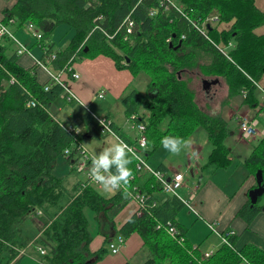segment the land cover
Returning <instances> with one entry per match:
<instances>
[{"label":"trees","instance_id":"16d2710c","mask_svg":"<svg viewBox=\"0 0 264 264\" xmlns=\"http://www.w3.org/2000/svg\"><path fill=\"white\" fill-rule=\"evenodd\" d=\"M1 15L8 26L33 23L41 33L36 43L43 52L38 57L46 59L54 53L50 65L56 69L78 57L101 54L132 76H146L143 90L133 87L121 97L125 114L134 115L129 120L144 124L151 144L150 150L142 148L146 161L168 133L189 139L201 126L211 145L205 165L225 167L231 158L224 140L231 130L222 114L224 106L244 91L243 102L258 106L256 116L260 111L264 114L260 89L264 90V82L259 81L264 74V32L256 31L264 24V9L255 0H15ZM124 18L134 22L126 38ZM59 24L73 30L65 46L52 39ZM16 52L13 40L1 35L0 264H16L20 250L31 244L45 250V264H97L108 251L105 243L113 239V232L123 239L134 232L141 237L146 252L143 264H237L244 259L264 264L261 248L252 243L238 248L235 232L228 227L220 230L213 221L206 225L220 242L209 250L199 249L176 218L183 202L164 192L154 175L157 171L166 175L165 168L136 169L131 154L133 178L126 189L106 196L94 186H79L81 180L67 189L56 172L59 161L73 169L75 145L82 135L102 133L96 117L88 114L85 132L74 138L68 128H79L58 120L48 109L62 93L61 85L51 82L44 89L48 80L39 83L35 65L21 66ZM7 71L16 77L12 84L7 82ZM111 127L127 143H135V137L119 131L114 123ZM242 164L253 175L260 169L264 185V134ZM160 192L165 195L159 197ZM134 193L147 197L145 207L115 228L113 218ZM259 198L254 204L247 199L236 215L249 223L261 209ZM85 207L105 230L104 242L95 250L89 247L93 233ZM169 224L178 233L170 234Z\"/></svg>","mask_w":264,"mask_h":264},{"label":"crops","instance_id":"0c3cea01","mask_svg":"<svg viewBox=\"0 0 264 264\" xmlns=\"http://www.w3.org/2000/svg\"><path fill=\"white\" fill-rule=\"evenodd\" d=\"M14 1L15 0H0V15L2 13V9L4 7L11 6L14 3ZM255 4L258 8L264 9V0H255ZM12 29L14 31L19 30L16 27ZM71 30L72 28L70 29V31ZM256 31L264 32V24L259 26L256 29ZM53 34H52V39L55 42H57L58 46H65L68 43L69 40H67V42L64 45H63L64 43L63 41L59 42L58 39L56 41L55 39L56 34L54 35ZM32 45L34 44H31V46ZM27 48H28V51L29 49H31V47H27ZM32 50L33 49H31V52ZM34 55L35 54L30 56L28 55V53L21 54L18 57L17 62L23 67L31 66L33 64V58L39 56V55H35V56ZM46 63H47V68H44L43 66H40V65L38 66L36 65L34 68L36 79L41 84L48 80L49 70L53 72H58L61 68H63L62 66L61 68L56 69L50 65V62H46ZM71 65L75 70L73 68L72 69L78 72L79 76L77 78H72L69 73H67V75L66 73H62V77L66 79V83L72 89V91L77 95L79 100H73L72 102L71 101H68V102L72 105L81 104V106L87 109L89 108V106L96 103L95 102L96 99L99 98L97 94L98 92L101 91L102 96L100 98H103L105 94L111 99L117 100L121 103L122 111L124 113V119L123 121L122 120L121 121L127 124V119H126L127 115L124 112V106L121 102V97L125 95L131 88L134 87V80L137 76H132V74L127 69L116 68L112 59H110L107 56L101 55V54L96 55L95 57H92V58H86V57L79 58L78 57L71 63ZM259 81L264 82V74L261 76ZM260 84L262 85V83ZM242 93L238 94L239 99L236 103V107L233 106L229 108V110L224 111V113L222 111V114L225 118H226V115L228 117H234V118L237 115H242V114L246 115L245 112L240 111V107H244V111H247L249 108L254 109V114L252 118H257V116L255 115V110H257L258 106L250 107L247 103L243 102ZM58 97H61V95H59ZM231 102L232 100L227 105H229ZM90 112L91 113H87V115L92 114L97 117V115L100 114V112L99 113H96L93 111H90ZM106 112L108 111H106V109H103L101 116L112 119L111 120L112 123H114V125L119 131L125 133L130 138H134L136 136V131L134 129H130L128 127V124L125 125V127H123L124 124H122L121 121H118L117 118H113L112 116H109L108 113ZM58 120L69 122L75 126H77V124L81 122L83 124L82 125L83 129L85 125L87 124V118L85 119V122L83 120L77 123L70 121L69 119L68 120L58 119ZM260 124L261 123L258 121V126ZM236 128H237V122H236ZM107 135H110V134H107ZM90 136L91 135H88V137ZM110 136L112 137V141H115V138L112 135ZM193 136L194 134H192L189 137L191 144L188 148L191 149L192 151L190 154L191 156L189 155V153H186L185 155V168H189L190 173H192V175L199 174V178L197 179V181L194 180V183H192V186H190L187 189L184 197H187L188 193L191 190H195L196 194H195V198L191 202L192 209L188 206L183 205V207L187 208V210L186 209L185 210L188 212L187 213L188 215L185 213H182L181 215H177L178 214L177 213L176 214L177 220L181 222L185 227H187L186 232H187L188 237L194 244L199 243L198 245L199 249H201L202 251L209 250L213 246H218L220 242L219 238L216 235L209 234V229L206 225V221L215 222L216 228L220 230L226 227L231 228L236 234L235 246H237L238 248L241 247L243 244L252 243L264 251V211L261 210L262 208L257 212V214L254 216V218L249 223L244 221L240 216L236 215L237 210L248 199L247 191L249 190V188L253 187L252 185L255 183L254 175L251 173H248V170L246 172L244 171L243 180L232 191L230 190L229 187L226 188L225 186L218 184V182H216L214 179H212L209 176L213 172L218 171L220 169L214 168L211 171H208L207 173L208 175L205 176L204 174V171L206 169L205 163L203 164V167L201 165L202 168L199 167V162L202 157L201 153H202V148H203L202 146L203 142L200 144L195 143V140L191 139ZM201 136L203 137V134ZM206 138H207V135H206ZM85 148L93 155L95 154L92 151V149H89L86 146ZM189 158L190 160L193 159V162H191L190 160L188 161ZM206 158H207V155H206ZM167 161L168 159H166L162 155V153L159 152L157 156L155 157V161L151 163H149L148 161L147 162L150 166L155 167L159 165L161 168L162 167L165 168L167 175L174 173L176 171H180L178 169H173V168L171 171H168V166L165 164V162ZM193 163H194V168L192 167ZM202 179H204L203 183H202ZM183 186H186L185 180H184ZM111 194L112 192L109 195ZM157 195L159 197H163L165 194L163 192H160ZM126 205L113 218L115 228L120 227V225L134 212V209L136 206L135 202L128 209H126ZM191 214L193 215V218ZM91 216L95 218L93 212ZM103 232H105L103 228L101 229L97 227V232L93 235V238L89 244V247L91 250H95L103 244L104 242ZM113 233H114V236L118 235L116 232H113ZM38 248L31 244V245H27L24 249H21L18 255L20 256L22 254V257L18 260L16 264H23L26 257H29V261L31 264H45L43 262V255H42L43 253H40ZM138 253L139 255H141L139 257V259H141L139 264H143L146 252L142 250L141 237L137 233L134 232L128 235L124 239L123 243L120 245L117 252L112 253V252L107 251L101 257V259L97 261V264H122L123 261L125 260H129L132 264H136L134 260Z\"/></svg>","mask_w":264,"mask_h":264},{"label":"rangeland","instance_id":"374dc122","mask_svg":"<svg viewBox=\"0 0 264 264\" xmlns=\"http://www.w3.org/2000/svg\"><path fill=\"white\" fill-rule=\"evenodd\" d=\"M17 29H19V30H17V31L15 30V32H14L15 37L19 41H21L22 43L28 44V45H26V47H31V49H33L32 52H30V50L28 51V55H30V56H32L33 54L40 55L42 53V49L36 43V40H38V39H36L35 37H33L31 35V33L29 32V30L27 29V27L25 25L21 26ZM54 34H56V37H55L56 41H57V39L59 42L63 41L64 42L63 45H64L67 42V40L70 39V36L72 34V30L70 31V29H67V26L64 24H59L58 26H56V28L54 30ZM31 44H34V45L31 46ZM146 82H147L146 76L143 74H139L134 80V87H136L140 90H143ZM193 86L195 87V84ZM197 88H198V90H200V92H202V90L200 88V83L197 84ZM261 95L262 94H259V96H261ZM197 98H198V94H197ZM201 98H202V96L200 97V99ZM238 99H239L238 95H234L231 99L232 102L223 108V113H224V111L229 110V108H231L233 106L236 107V103H237ZM95 102L96 103L89 106V108L85 109L83 106H81V104L80 105H75V104L72 105L68 101L63 99L62 97H57L49 104L48 109H49L50 113L52 115H54L57 119H63V120L69 119L70 121H73L76 123L83 121V120L85 122V119L87 118V113H91L90 111H93L96 113L100 112V114H98L97 117H102L101 114L103 112V109H106V111H108L106 113H108L109 116H112L113 118H117L118 121H121V120L123 121L124 113L122 111V106H121V103L119 101L113 100L104 94L103 98H97ZM240 111L245 112L246 116L249 118H252V116L254 114V109H251V108H249L247 111H244V107H240ZM130 116L131 115L126 116L127 124H128L129 128L131 126V123L129 120ZM257 119L261 123L258 126V128H261L262 126H264V115H263L262 111H260L258 113ZM226 120H227V125L231 131L227 135V137L225 138L224 143L227 145V147L229 149V155H230L231 161L225 167H219L218 169H220V170L213 172L209 176L212 179H214L216 182H218V184L223 185L226 188L229 187L230 190L232 191L243 180L244 171L245 172L247 171V169L242 164L243 157H245L249 153L250 148L257 142V140L259 139L260 136L256 135V136L250 137L248 139H243V137L242 138L239 137V131H238V128H236V119L234 117H228L226 115ZM122 124H124L123 127H125V125H127L126 123H123V122H122ZM82 125L83 124L81 122L77 124L79 131L85 132ZM125 130H126V128H125ZM204 130L205 129L201 126L197 127L195 132H194V136L191 138V139H194L195 143H197V144H200L203 142V145H202L203 148H202V153H201L202 157H201L200 162H199V167H201V165L203 167V164L206 162L207 152L209 151V149L211 147L210 142L206 138V133H205L206 131H204ZM107 134H109V133L102 134V136L98 135V134H91L90 137H88V135H82V137H81V139H79V141L82 143V145L84 144L89 149H92V151L95 154H98L104 147H107L108 145H110L111 143L114 142V141H112V137L110 136L111 134L110 135H107ZM202 134H203V137L201 136ZM168 135H170V134L168 133ZM168 135H166V136H168ZM113 137L116 139L115 136H113ZM156 150L150 155V157H149V159H147V161L149 163L155 161V157L157 156V154L159 152H161L162 155L166 159H168V161L165 162V164L168 166V171H171L173 168V169H178V170L184 172L185 173L186 186H183L179 189V192L184 196L186 194L187 189L190 186H192V183H194V180L197 181V179L199 178V174L198 175H194V174L192 175V173H190V170L188 171L189 168H185V155H186V153H189V155H190L192 150L189 148H186V149L182 150V152L179 155H173V154H170L169 152H167L166 150H164L161 146V143L158 146V149H156ZM189 160H190V158L188 159V161ZM169 161H170V163H169ZM190 161L193 162V159ZM192 167L194 168V163L192 164ZM193 168H191V169H193ZM205 168L206 169L204 171V174L206 176V175H208L207 174L208 171H211L212 169H214V166L206 165ZM56 172L58 174H60V176L62 177V184L67 189H70L77 180L83 179V175H81L80 173H77L75 171V169L70 168L69 165L66 167L62 160H60L58 165L56 166ZM203 182H204V179H202V183ZM97 189L100 193H102L106 196L111 193V191H106L102 187H99ZM195 194H196V192H195ZM133 203L134 202L132 200L130 202H128L126 205V209L130 208V206ZM258 203L262 204L261 210L264 211L263 210L264 209V195L260 196ZM185 209L187 210L186 207L181 208L178 211L177 215H181L182 213L187 214L188 212ZM84 212H85L86 216L88 217L89 227H90V229L94 235L97 232V227H98L97 221L93 216H91L92 212L90 209L85 207ZM192 218H193V215H192ZM189 229H190V227H189ZM113 238H115V236ZM105 247L108 249V243L107 242L105 243ZM108 251L110 252L109 249H108ZM140 256L141 255H139V253L136 255L135 260H134V262L136 264L140 263V261H141V259H139ZM23 264H31L29 261V257L25 258V261L23 262Z\"/></svg>","mask_w":264,"mask_h":264},{"label":"built area","instance_id":"2783aa9c","mask_svg":"<svg viewBox=\"0 0 264 264\" xmlns=\"http://www.w3.org/2000/svg\"><path fill=\"white\" fill-rule=\"evenodd\" d=\"M173 5V4H172ZM169 7L168 3L164 4V8L166 9ZM155 11L150 10V14H153ZM14 21L12 18L9 19V22ZM123 23V28L126 33L125 38L127 37V33H130L133 31V26L134 22L132 19H127L125 18ZM29 32L33 37L36 39H39L40 37V31L35 27V25L31 22H28L25 24ZM15 25H10L8 26L3 20H2V15H0V36L1 35H7L10 39L13 40V45L17 51L18 54H24L28 53V48L24 43L19 41L15 35H14V28ZM117 31V30H116ZM111 35H107L111 37ZM167 41H170L169 38H167ZM54 57V53H49L46 56V59L42 60L38 57L33 58V64L36 66L40 65L43 66L44 68H47V63L50 62V60ZM8 72V71H7ZM62 73H69L72 78H77L79 76L78 72L74 71L72 69L71 63L66 64L61 68L57 73L53 72L51 70L48 71L49 77H48V82L44 83V89H47L49 84L51 82L58 83L62 87V93L60 94L63 99L66 101H73V100H79L77 95L72 91V89L68 86L66 83V79L62 77ZM8 79L7 82L12 84L16 81V77L11 75L8 72ZM260 88V86H259ZM263 92L264 90L260 88ZM99 97L102 96V92H98L97 94ZM244 95V91L242 93ZM30 103L33 104L32 101ZM96 117V116H95ZM134 115L131 114L130 118H133ZM236 122L238 126V131L240 137L243 139H248L253 136H261L264 134V126L261 128H258V119L257 118H249L246 115H237L236 117ZM97 123H98V129L102 134L109 133L116 138L119 137L123 139L121 136H119L117 133L114 132V130L111 127V119L107 117H96ZM131 123L130 128L134 129L136 131V136H135V143L134 144H129L127 143L124 139V141L129 145V147L132 149L131 155L135 158V166L137 169L145 168L148 170H153L152 166H150L146 159L144 158L142 154V142L146 139V136L144 134V124L142 123ZM74 127V126H73ZM72 126L68 128V131H72L75 135L74 138L79 134V129H76L75 127L73 128ZM76 147V154L73 156L72 159V166L75 169L77 173H80L83 175V179H81L80 185L79 186H85V185H90L94 186L95 188H99L98 184L93 182V180L90 178L88 169L90 167V158L93 155L90 153L83 145L82 143L78 140V142L75 145ZM65 152L68 153V149H65ZM154 175L156 176V179L160 182L161 188L163 189L164 192L166 193H171L177 196L185 206H188L192 209V200L195 198V190H191L187 197H184L180 192L179 189L184 185V173L182 171H176L172 174L169 175H164L161 172H155ZM122 189H126L124 185L121 187ZM146 196L143 194H138L134 193L133 196V201L135 202L136 206L135 209L137 213H140L141 210L145 207V200ZM151 205H154V201H152ZM208 225L211 227V222H208ZM159 227V225H156ZM168 232L170 234H176L178 233L177 228L174 225L169 224L167 227ZM124 239L121 235H117L114 239L110 240L108 243V248L110 252L115 253L119 249L120 245L123 243ZM226 241V240H224ZM40 253H44L45 250L43 248H38ZM209 252H204L203 255L207 256ZM237 264H250L246 259H244V262L237 263Z\"/></svg>","mask_w":264,"mask_h":264},{"label":"clouds","instance_id":"9594fccd","mask_svg":"<svg viewBox=\"0 0 264 264\" xmlns=\"http://www.w3.org/2000/svg\"><path fill=\"white\" fill-rule=\"evenodd\" d=\"M164 150L173 155H179L182 150L191 144L189 139L177 135L164 136L161 141ZM142 147L150 150L151 144L147 139L142 142ZM132 149L121 138L117 137L113 143L104 147L98 154L90 158L88 169L90 178L106 191L115 194L123 185H128L133 178Z\"/></svg>","mask_w":264,"mask_h":264},{"label":"water","instance_id":"95a60500","mask_svg":"<svg viewBox=\"0 0 264 264\" xmlns=\"http://www.w3.org/2000/svg\"><path fill=\"white\" fill-rule=\"evenodd\" d=\"M84 49H87L86 47ZM254 178H255V186L249 188L247 191V196L250 201V204H254L258 197L261 196L264 192V185L262 184V174L261 170L258 169L254 173Z\"/></svg>","mask_w":264,"mask_h":264},{"label":"bare ground","instance_id":"6f19581e","mask_svg":"<svg viewBox=\"0 0 264 264\" xmlns=\"http://www.w3.org/2000/svg\"><path fill=\"white\" fill-rule=\"evenodd\" d=\"M41 34V33H40ZM40 37H41V35H40ZM39 37V38H40ZM24 41V40H23ZM25 45H28V44H25ZM30 50V52H31V49H29ZM17 53V52H16ZM18 55V54H17ZM35 56V55H34ZM49 62V61H48ZM49 68V67H48ZM73 68V67H72ZM74 69V68H73ZM75 70V69H74ZM57 73V72H56ZM66 75H67V73H66ZM100 98V97H99ZM135 159V158H134ZM137 169V168H136ZM161 171V170H160ZM166 173V172H165ZM230 232V231H229ZM232 232V231H231ZM117 235V234H116ZM116 237V236H115ZM184 239V238H183ZM211 253V252H210Z\"/></svg>","mask_w":264,"mask_h":264}]
</instances>
